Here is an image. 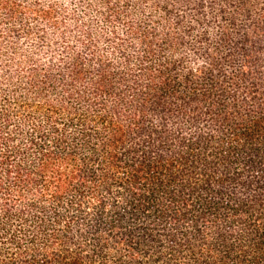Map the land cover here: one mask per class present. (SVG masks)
Returning a JSON list of instances; mask_svg holds the SVG:
<instances>
[{"label":"trees","instance_id":"obj_1","mask_svg":"<svg viewBox=\"0 0 264 264\" xmlns=\"http://www.w3.org/2000/svg\"><path fill=\"white\" fill-rule=\"evenodd\" d=\"M0 264H264V0H0Z\"/></svg>","mask_w":264,"mask_h":264}]
</instances>
